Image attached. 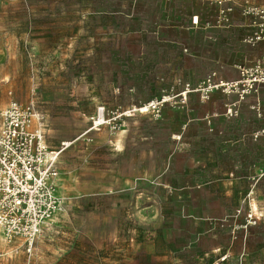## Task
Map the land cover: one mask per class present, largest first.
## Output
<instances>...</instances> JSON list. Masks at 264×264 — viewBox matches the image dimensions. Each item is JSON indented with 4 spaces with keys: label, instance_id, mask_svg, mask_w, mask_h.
Segmentation results:
<instances>
[{
    "label": "rangeland",
    "instance_id": "374dc122",
    "mask_svg": "<svg viewBox=\"0 0 264 264\" xmlns=\"http://www.w3.org/2000/svg\"><path fill=\"white\" fill-rule=\"evenodd\" d=\"M142 2L0 0V110L33 102L45 116L47 145L67 144L57 164L62 211L29 253L20 242L7 245L0 229V264H264V175L255 190L231 183L222 215L199 192L189 199L187 192H120L103 184L110 171L128 169L117 143L131 129L147 132L141 115L157 117L165 106L190 113L188 94L185 107L137 110L185 86L158 77L156 59L140 61ZM98 106L116 119L89 131ZM252 111L261 117L262 109ZM253 162L244 160L250 172ZM260 165L256 172H264V159ZM196 212L217 216L210 232L189 216Z\"/></svg>",
    "mask_w": 264,
    "mask_h": 264
},
{
    "label": "crops",
    "instance_id": "0c3cea01",
    "mask_svg": "<svg viewBox=\"0 0 264 264\" xmlns=\"http://www.w3.org/2000/svg\"><path fill=\"white\" fill-rule=\"evenodd\" d=\"M217 14L218 8L205 0H143L135 35L141 40L140 61L153 65L156 59L158 77L179 78L191 88L190 113L165 106L157 117L141 115V123L150 126L147 132L131 129L117 143L118 159H124L128 169L110 171L103 184L120 192H199L208 204L221 207V215L228 207L231 183L242 189L252 184L254 190L261 184L264 172H256L254 165L261 166L264 159V85L257 96L259 118L251 108L255 96L240 102L237 115L229 117L225 112L237 100L235 95L213 91L208 100H201L195 88L212 72L215 80H237L239 69L252 65L264 49L263 42L251 46L243 41L251 30L239 12L230 15L228 27L215 25ZM195 15L197 26L191 23ZM245 159L254 160L251 172ZM189 216L205 223L208 232L217 218L198 212ZM256 217L258 221L263 215Z\"/></svg>",
    "mask_w": 264,
    "mask_h": 264
},
{
    "label": "built area",
    "instance_id": "2783aa9c",
    "mask_svg": "<svg viewBox=\"0 0 264 264\" xmlns=\"http://www.w3.org/2000/svg\"><path fill=\"white\" fill-rule=\"evenodd\" d=\"M205 1L218 8L217 27H228L231 24L230 15L237 11L251 30L243 41L251 46L264 43V0ZM198 22V16L191 17L193 26H197ZM215 77L216 73L212 72L197 86L201 100H208L213 91L235 95L237 100L225 112L232 117L237 115L240 102L255 96L251 108L259 113L257 96L259 88L264 85V49L252 65L239 69L237 80L222 81L215 80ZM189 91V86L185 85L176 94L164 92L137 110L156 114L165 104L185 107ZM114 119L116 117H110L104 106H98L90 118L89 131L110 125ZM45 129V116L33 102H11L0 110V229L7 245L14 246L20 242L27 253L31 252L42 228L63 209V200L58 194L57 164L67 144L62 142L59 148L51 149L45 140ZM247 222L249 225L255 223L250 213Z\"/></svg>",
    "mask_w": 264,
    "mask_h": 264
},
{
    "label": "bare ground",
    "instance_id": "6f19581e",
    "mask_svg": "<svg viewBox=\"0 0 264 264\" xmlns=\"http://www.w3.org/2000/svg\"><path fill=\"white\" fill-rule=\"evenodd\" d=\"M145 111V110H144ZM1 234H2V238H3V240H4V236H3V233L1 232Z\"/></svg>",
    "mask_w": 264,
    "mask_h": 264
}]
</instances>
